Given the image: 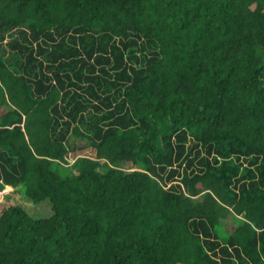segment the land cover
Returning <instances> with one entry per match:
<instances>
[{
	"label": "trees",
	"instance_id": "1",
	"mask_svg": "<svg viewBox=\"0 0 264 264\" xmlns=\"http://www.w3.org/2000/svg\"><path fill=\"white\" fill-rule=\"evenodd\" d=\"M5 186L0 264H264V0H0Z\"/></svg>",
	"mask_w": 264,
	"mask_h": 264
},
{
	"label": "rangeland",
	"instance_id": "2",
	"mask_svg": "<svg viewBox=\"0 0 264 264\" xmlns=\"http://www.w3.org/2000/svg\"><path fill=\"white\" fill-rule=\"evenodd\" d=\"M77 154L93 155V148L90 146H85L81 149L68 152V160H71L72 157ZM3 193H8V196H3ZM10 203H17L21 205L29 214L34 216L46 215L51 211V206L47 200H42L38 203L32 202L21 192H17L15 190L13 191L11 190V187L5 186L0 190V209ZM238 221L239 219L232 213L227 215V217H222L220 219V221L215 225V228L218 234L221 236V240L225 238L227 233L232 227L235 226Z\"/></svg>",
	"mask_w": 264,
	"mask_h": 264
}]
</instances>
